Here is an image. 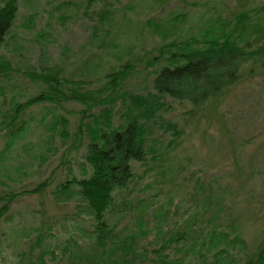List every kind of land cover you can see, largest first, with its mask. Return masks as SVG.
<instances>
[{
	"label": "rangeland",
	"instance_id": "374dc122",
	"mask_svg": "<svg viewBox=\"0 0 264 264\" xmlns=\"http://www.w3.org/2000/svg\"><path fill=\"white\" fill-rule=\"evenodd\" d=\"M263 2L17 0V17L5 44L0 46V56L12 68L10 78L0 77V107L2 102L6 109L10 102H23L38 93L42 87L33 80V74L57 72L69 90L104 99L110 96L109 75L123 72L114 96L116 101L107 107L115 128L123 122L121 115L131 107L132 97L153 101L152 80L158 68L168 63L159 56L162 46L189 37L201 41L230 32L233 19L244 13L249 15L245 35L253 36L259 28L254 26L264 23V14L257 11ZM258 37L259 34L252 37L251 48L262 43H254ZM242 71V79L215 107L203 113L189 115L186 103L170 97L160 100L156 118L150 123L148 143L166 157L151 166L169 160L173 171L154 182L155 171L145 175L143 167L133 165L143 177L134 187L153 199V208L142 218L147 228H153L154 208L163 205L170 211L166 226L183 227L184 220L197 213L203 222L198 225L209 227L207 220L211 218V225L227 232L230 239L234 234L242 237L244 244L229 245L228 253L216 264L254 262L264 243V58L257 64L247 63ZM102 108L95 103L88 110L72 101L33 106L22 118L27 120L20 128L24 132L11 140L4 128L8 125L6 116H0V195L48 183L44 195L17 199L2 219L0 264H21L20 254L28 252V242L34 237L24 235L30 233V227H41L40 224L45 246L54 250L56 256H45L46 264H57L67 257L63 256V248L69 240L85 253H92L90 218L77 212L80 201L55 197L53 192L68 172L78 179L83 177L86 141L81 146L78 141L74 144V135L83 115L89 120ZM213 109L215 115H211ZM63 118L68 121L67 138L60 123ZM166 122L175 123L183 132L172 148L168 145L172 136L159 127ZM8 143L12 145L5 149ZM165 147L168 152L163 150ZM147 183L152 187L144 189ZM136 191L132 195H138ZM137 217L133 210L118 222L116 230L136 231ZM161 241V235L150 232L136 242L138 250L149 255L148 251L157 248ZM212 255L208 259L213 264Z\"/></svg>",
	"mask_w": 264,
	"mask_h": 264
},
{
	"label": "trees",
	"instance_id": "16d2710c",
	"mask_svg": "<svg viewBox=\"0 0 264 264\" xmlns=\"http://www.w3.org/2000/svg\"><path fill=\"white\" fill-rule=\"evenodd\" d=\"M257 11L264 14V2ZM17 14V0H0V46L5 44ZM248 18L246 13L236 16L233 24L229 25L230 32L221 33L211 39L197 41L189 37L184 41H173L162 46L159 56L168 63L158 68L152 80L151 88L155 93L153 101L149 102L141 96L132 97L131 107L126 108L121 115L123 122L115 128L112 125L113 115L107 107H112L116 101L114 96L119 81L124 78L123 72L109 75L110 96L104 99H100V95L94 97L79 93L75 89L69 90L59 80L57 72H53L33 74V80L42 88L23 102L12 101L7 104L6 109L3 108L5 103H1L0 116H6L8 125L4 128L8 131L10 140L16 139L18 133L24 130L20 128L26 125L27 120L22 118L33 106H57L62 101L75 102L88 110L95 103L96 106H103L96 115H90L89 120L83 115L74 135V144L78 141L81 146L86 141L82 164L83 177L78 179L68 172L69 175L56 185L53 192L55 197H69V200L74 197L80 201L77 212L90 218L91 234L88 236L92 241V253H85L75 241L69 240V246L65 245L63 248V256L67 257L57 264H135L138 260H141L140 264H212L208 259L212 253L213 264H216L219 258L228 253L229 245L244 244L239 234H234L230 239L227 232L219 230L217 225H211V218L207 220L209 227L207 224L198 225L203 222L198 220L201 215L197 213L184 220L183 227L166 226L170 211L163 205L154 208L153 228H147L142 218L147 214V210L153 208V203L150 202L153 199L145 197L142 190L134 187L143 177L134 171L133 165L143 167L145 175L150 170L155 171L154 182L173 171L169 160L156 167L151 166V163L162 161L164 156L162 151L154 149L155 147L148 143L152 128L150 123L156 118L158 106H161L160 100L170 97L179 103H186L189 107L186 114L189 115L203 113L215 107L229 89L242 79V70L247 63L252 61L257 64L264 58V23L254 26L259 27L253 34H259L254 43H262L251 48L253 36L245 35ZM11 69L8 60L0 56V77L10 78L8 76ZM116 75L119 77H115ZM215 110L210 111L211 115ZM60 123L63 125L65 138L69 137V131L66 130L68 121L63 118ZM159 127L172 136L168 145L169 148L174 147L183 132L173 122L162 123ZM11 145L12 143H8L5 149H9ZM166 149L165 147L163 150L168 152ZM47 184L43 182L28 191L11 190L0 195V223L17 199L26 195L41 197ZM150 187L151 184L147 183L143 188ZM135 189L138 195H132ZM133 210L138 214L137 220H134L137 224L136 231H117L118 222L126 215L132 214ZM215 218L217 216H214ZM42 225L30 227V233L24 235L26 238L32 235L34 237L28 242V252L20 254L21 264H46L44 257L48 255L52 256V259L56 258L55 251L45 246ZM150 232L161 235L162 241L157 248L148 251V255L138 250L136 241ZM246 264H264V243L256 255V260H249Z\"/></svg>",
	"mask_w": 264,
	"mask_h": 264
}]
</instances>
